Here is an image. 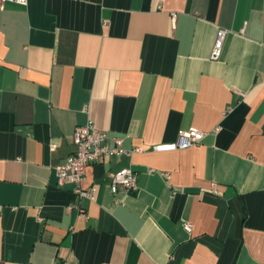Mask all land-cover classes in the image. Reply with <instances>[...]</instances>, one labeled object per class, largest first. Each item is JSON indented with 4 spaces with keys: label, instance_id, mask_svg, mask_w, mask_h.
Segmentation results:
<instances>
[{
    "label": "crops",
    "instance_id": "1",
    "mask_svg": "<svg viewBox=\"0 0 264 264\" xmlns=\"http://www.w3.org/2000/svg\"><path fill=\"white\" fill-rule=\"evenodd\" d=\"M89 122L145 152L81 199L55 166ZM0 206V264H264V0L0 1Z\"/></svg>",
    "mask_w": 264,
    "mask_h": 264
},
{
    "label": "built area",
    "instance_id": "2",
    "mask_svg": "<svg viewBox=\"0 0 264 264\" xmlns=\"http://www.w3.org/2000/svg\"><path fill=\"white\" fill-rule=\"evenodd\" d=\"M1 2L14 1L19 4L26 5L27 0H0ZM227 30H219L215 41L211 58L218 60L222 54V50L227 36ZM220 128H216L212 133L216 134ZM207 132L198 128H190L189 130H180L177 140L174 142L163 143L153 147L152 151H174L182 150L200 144L206 137ZM74 141L76 149L66 159L55 166L57 183L60 186L71 185L73 193L79 198L92 199L95 196L96 188L93 186L84 187L87 179L88 166L96 163H103L114 156H132L134 153H143L145 149L134 147L127 149L124 147V139L120 136L112 138L109 143L106 132L100 130L93 122L85 125L77 126L74 132ZM111 175V190L117 192L120 189L131 192L139 188V174L132 167L123 168ZM217 185L212 183V189L217 190ZM81 216L87 217V211L79 204L71 206ZM2 206H0V212ZM187 230H191V224L186 225ZM56 264H78L73 260L58 261Z\"/></svg>",
    "mask_w": 264,
    "mask_h": 264
}]
</instances>
